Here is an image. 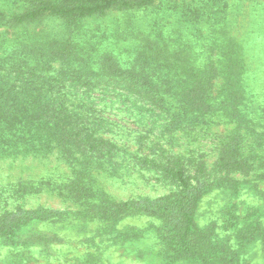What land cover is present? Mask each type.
Segmentation results:
<instances>
[{
    "label": "rangeland",
    "instance_id": "obj_1",
    "mask_svg": "<svg viewBox=\"0 0 264 264\" xmlns=\"http://www.w3.org/2000/svg\"><path fill=\"white\" fill-rule=\"evenodd\" d=\"M25 1L0 0V118L35 97L63 101L50 113L69 115L74 135L4 126L0 217L48 218L0 240V264H200L169 248L164 219L126 205L176 198L164 167L177 159L203 183L196 223L216 261L264 264V0L11 22ZM201 84L203 103L183 108ZM226 143L247 169L225 167Z\"/></svg>",
    "mask_w": 264,
    "mask_h": 264
},
{
    "label": "trees",
    "instance_id": "obj_2",
    "mask_svg": "<svg viewBox=\"0 0 264 264\" xmlns=\"http://www.w3.org/2000/svg\"><path fill=\"white\" fill-rule=\"evenodd\" d=\"M156 0H26L23 11L12 13L8 19L14 23L31 22L41 19L45 16L59 17L66 21L74 22L78 19L90 17L93 15H102L113 9H140L152 5ZM5 15L0 11V19ZM66 49H63V52ZM158 83H152L150 88L156 87ZM189 90V89H188ZM205 84H201L196 90L188 92L187 101L184 103L185 109L194 108L196 103H203ZM63 101L42 99L35 97L25 101L24 104L17 106L13 114L5 118L9 113L0 118V143L3 138V132L6 129L4 126L13 125L16 121V126L19 129L28 128V132L35 128L36 132L43 129L45 126L63 127V132L66 137L74 135L73 128H67L72 125L69 122V115L63 113L62 117H57L52 112H58L57 107L61 106ZM56 104V105H54ZM51 112V113H50ZM178 117L175 118V124L178 123ZM83 122V121H82ZM81 122V123H82ZM23 136V135H22ZM224 155L221 159L224 161L225 167L247 169L244 166L246 161L239 159L238 149L232 143H226L224 146ZM150 165L155 164V161L144 159ZM166 174L177 182L180 186V192L172 201L167 199H137L126 203L131 205L137 211L154 214L165 220L167 224L168 235L167 244L180 255H185L190 258V261L200 264H231L232 258L228 259L226 253L224 259L216 261L214 256V239L198 230L196 223V209L203 194V183L192 185L191 178L187 174L183 161L180 159L174 160L171 165L164 167ZM232 189L237 193L239 184L236 182ZM170 199V198H169ZM166 201V202H165ZM47 211L42 210H18L8 213L0 217V240L3 238H13L17 230L34 219H47ZM164 236V234H163ZM216 248V246H215Z\"/></svg>",
    "mask_w": 264,
    "mask_h": 264
}]
</instances>
